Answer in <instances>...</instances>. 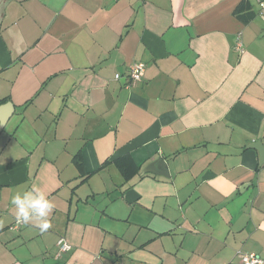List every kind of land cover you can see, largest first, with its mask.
Wrapping results in <instances>:
<instances>
[{
  "label": "crops",
  "instance_id": "0c3cea01",
  "mask_svg": "<svg viewBox=\"0 0 264 264\" xmlns=\"http://www.w3.org/2000/svg\"><path fill=\"white\" fill-rule=\"evenodd\" d=\"M255 142L256 0H0V264L264 259ZM33 188L52 226L9 230L12 196Z\"/></svg>",
  "mask_w": 264,
  "mask_h": 264
},
{
  "label": "clouds",
  "instance_id": "9594fccd",
  "mask_svg": "<svg viewBox=\"0 0 264 264\" xmlns=\"http://www.w3.org/2000/svg\"><path fill=\"white\" fill-rule=\"evenodd\" d=\"M10 203L16 208L17 223L28 224L35 217L41 221V231H46L52 226L48 217L54 209V204L38 188L15 193Z\"/></svg>",
  "mask_w": 264,
  "mask_h": 264
},
{
  "label": "built area",
  "instance_id": "2783aa9c",
  "mask_svg": "<svg viewBox=\"0 0 264 264\" xmlns=\"http://www.w3.org/2000/svg\"><path fill=\"white\" fill-rule=\"evenodd\" d=\"M256 4L258 6V13L261 17L264 18V0H256ZM238 52H242V44L240 40V35H237L235 39V47ZM145 72V64L141 62H135L129 66L127 79L129 81V85L132 86L141 81ZM115 79H120L119 75H115ZM23 224L17 223L15 220L10 226L9 230L17 231L22 227ZM58 253H66L70 250V246L63 239H59L57 242ZM236 256L240 261V264H264V259L255 255V254H246L241 251L236 252Z\"/></svg>",
  "mask_w": 264,
  "mask_h": 264
},
{
  "label": "water",
  "instance_id": "95a60500",
  "mask_svg": "<svg viewBox=\"0 0 264 264\" xmlns=\"http://www.w3.org/2000/svg\"><path fill=\"white\" fill-rule=\"evenodd\" d=\"M251 149H255L259 153V164L262 165L264 163V147L260 142L252 143L248 146Z\"/></svg>",
  "mask_w": 264,
  "mask_h": 264
},
{
  "label": "trees",
  "instance_id": "16d2710c",
  "mask_svg": "<svg viewBox=\"0 0 264 264\" xmlns=\"http://www.w3.org/2000/svg\"><path fill=\"white\" fill-rule=\"evenodd\" d=\"M245 3V1L242 2V4Z\"/></svg>",
  "mask_w": 264,
  "mask_h": 264
}]
</instances>
